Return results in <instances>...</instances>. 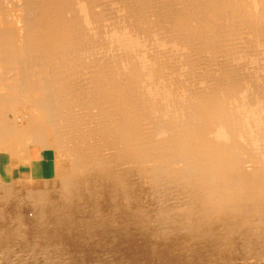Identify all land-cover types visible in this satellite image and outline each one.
<instances>
[{
  "label": "bare ground",
  "instance_id": "obj_1",
  "mask_svg": "<svg viewBox=\"0 0 264 264\" xmlns=\"http://www.w3.org/2000/svg\"><path fill=\"white\" fill-rule=\"evenodd\" d=\"M0 264H264V0H0Z\"/></svg>",
  "mask_w": 264,
  "mask_h": 264
},
{
  "label": "crops",
  "instance_id": "obj_2",
  "mask_svg": "<svg viewBox=\"0 0 264 264\" xmlns=\"http://www.w3.org/2000/svg\"><path fill=\"white\" fill-rule=\"evenodd\" d=\"M49 161H44L36 167L35 171L38 172V175L47 174V171L49 170Z\"/></svg>",
  "mask_w": 264,
  "mask_h": 264
},
{
  "label": "rangeland",
  "instance_id": "obj_3",
  "mask_svg": "<svg viewBox=\"0 0 264 264\" xmlns=\"http://www.w3.org/2000/svg\"><path fill=\"white\" fill-rule=\"evenodd\" d=\"M48 164H49V166L52 167V162L51 161H49ZM51 167H49V170L47 171V175H49V176H50V173H51ZM13 175H14V179L15 178H22V175L19 174V172L17 171V169H14L13 170ZM23 175L26 177V174L25 173H23Z\"/></svg>",
  "mask_w": 264,
  "mask_h": 264
}]
</instances>
